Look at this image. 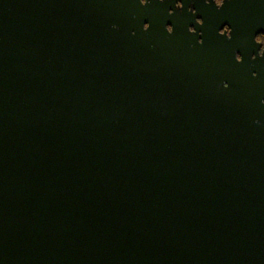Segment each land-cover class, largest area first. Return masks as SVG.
I'll return each mask as SVG.
<instances>
[{"label":"water","instance_id":"95a60500","mask_svg":"<svg viewBox=\"0 0 264 264\" xmlns=\"http://www.w3.org/2000/svg\"><path fill=\"white\" fill-rule=\"evenodd\" d=\"M176 1L0 0V264H264V0Z\"/></svg>","mask_w":264,"mask_h":264},{"label":"flooded vegetation","instance_id":"af4514ba","mask_svg":"<svg viewBox=\"0 0 264 264\" xmlns=\"http://www.w3.org/2000/svg\"><path fill=\"white\" fill-rule=\"evenodd\" d=\"M187 1H190L189 3L185 4L186 5V10H187V13H191V14H194L195 13V10L193 8H201L202 6H208L210 5V3L212 5H214L215 7L219 8L222 3L224 1H227V0H187ZM143 2V0H142ZM183 1H176L175 3V7L177 9H181L183 6ZM186 2V1H185ZM184 2V3H185ZM194 2V3H193ZM198 23H200L201 21L199 19L196 20ZM168 30L170 31V28L168 27ZM189 30L190 31H193V28L192 27H189ZM219 34L220 35H223V34H226V35H229V31L226 27H223L220 31H219ZM256 42L260 44V48H259V51H258V54L259 55H262V52L264 50V34H259L256 36ZM198 42L200 43V40H198ZM236 58L239 60V56H236Z\"/></svg>","mask_w":264,"mask_h":264}]
</instances>
